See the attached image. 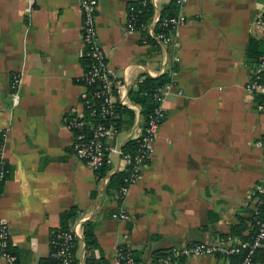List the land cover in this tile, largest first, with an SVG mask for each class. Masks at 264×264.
<instances>
[{"label": "crops", "instance_id": "1", "mask_svg": "<svg viewBox=\"0 0 264 264\" xmlns=\"http://www.w3.org/2000/svg\"><path fill=\"white\" fill-rule=\"evenodd\" d=\"M97 1L98 44L115 78L128 83L116 101L134 113L131 127L116 130L108 144L122 148L143 129L145 118L129 92L145 74L171 75L165 118L153 154L123 201L129 218H112L119 203L108 183L126 162L107 153L108 174L100 177L75 158L68 126L71 116L84 115L89 89L79 82L80 0H0V146L8 166L0 220L22 264L46 258L60 214L74 207L81 211L69 227L81 222L76 264H84L87 220L108 264L120 245L155 264L152 253L171 246L228 236L245 241L253 233L256 187L264 181V111L246 89L254 66L245 53L250 37H264L256 24L264 0H176L175 15L186 17L174 32L176 47L145 44L141 32L125 31L126 7L135 0ZM169 1L151 3L160 14ZM241 252L177 264H237Z\"/></svg>", "mask_w": 264, "mask_h": 264}, {"label": "built area", "instance_id": "2", "mask_svg": "<svg viewBox=\"0 0 264 264\" xmlns=\"http://www.w3.org/2000/svg\"><path fill=\"white\" fill-rule=\"evenodd\" d=\"M151 1V0H150ZM182 0H177L181 3ZM97 0H80V9L82 14L81 22V39L82 54L86 49V55L90 56L91 63L89 69L81 74L86 85L95 84L97 88L94 96L99 99L97 107L89 105V116L111 114L114 109L117 93L125 95V81H119L112 74L108 66L107 53L100 47L97 40L95 27ZM136 17L133 12H126L125 31H145L146 35L155 39L157 43L166 46L176 47L178 42L174 37L176 29L186 22V17L178 13L171 17L161 19L157 11L147 25L136 26ZM259 28L264 27V18L259 17L256 21ZM156 25L162 26L164 32H157ZM145 42V41H144ZM262 73V76H261ZM19 77L14 75L11 79L10 94L14 104L18 101ZM124 88V90H123ZM167 86L159 87L156 90L157 106L150 113L143 129L136 135V151L131 154L123 152L116 145L108 144V140L116 133V129L111 125L102 122H93L90 118L73 115L69 118L70 127L74 128L72 149L76 159L85 162L93 171H98L105 163V154L113 153L120 157L123 162L130 163L127 175L123 179V184L116 192V199L119 200V209L111 214L112 218L126 220L129 214L123 206V201L128 195L130 188L136 184L140 178L143 167L148 163L154 152V143L159 128L165 118V112L162 106L163 99L168 93ZM246 89L251 95L264 96V57L260 58L255 65L252 74L246 82ZM259 144V142L257 143ZM8 173L7 161L2 153L0 146V197L2 187ZM254 225L255 233L250 241L238 242L233 241L232 237H223L214 242H197L184 246H171L166 250H160L152 253V260L155 264H177L181 260L191 259L203 256H221L228 257L239 254L242 249L245 253L241 256L237 264H256L255 258L257 252H261V259L257 264H264V181L256 187L254 195ZM86 217L82 218L83 221ZM81 222L77 223L72 230L56 229L49 238V251L47 258H56L55 264H76L74 247L80 238L79 228ZM11 242L6 225L0 220V259L5 264H15L16 256L11 253ZM51 246L55 250H51ZM242 253V252H241ZM50 264V263H46ZM114 264H138L130 248L118 246L114 255ZM144 264V263H141Z\"/></svg>", "mask_w": 264, "mask_h": 264}, {"label": "trees", "instance_id": "3", "mask_svg": "<svg viewBox=\"0 0 264 264\" xmlns=\"http://www.w3.org/2000/svg\"><path fill=\"white\" fill-rule=\"evenodd\" d=\"M178 5L176 0H170L168 3L162 6L160 11L161 19L171 17L175 15L177 11ZM126 12L129 14L130 12L134 13L136 17V26L140 25H147L153 15L154 7L150 0H135L129 2L126 7ZM264 18V14H263ZM164 28L162 26L156 25L155 30L157 32H164ZM141 41L145 44H150L155 47L159 46V43L148 35H146L145 31H141ZM145 41V42H144ZM246 61L248 65H255L259 62L260 58L264 57V37L261 39H256L254 37H250L248 41V45L246 48ZM81 64L83 66V71L86 72L89 69V65L91 63L90 56L86 55V49L84 50L82 57L80 58ZM262 76V73H261ZM171 81V75L169 72H164L157 76H150L145 74L143 79L136 83L130 90L129 96L130 99L138 104L141 109V114L145 118L155 110L157 106V98L155 97V93L157 88L163 87L167 85ZM79 82L85 84L83 77L79 78ZM86 85V84H85ZM88 94L83 99L84 100V115L83 117L90 118L93 122H102L107 125H112L114 129H128L133 124L134 120V113L131 109L119 104L115 103L113 112L111 114L106 115H99L98 112L95 116H89L90 107H97L99 104V99L94 96V91L97 88L95 84L87 85ZM256 99L258 101V106L261 111H264V96L263 95H256ZM145 125V124H144ZM68 126L69 120H68ZM74 132V128L70 127ZM73 132V133H74ZM137 148V141L136 139H129L127 140L123 146V152H129L133 154ZM107 154V153H106ZM105 154V157H107ZM104 165L98 170V174L100 177L106 176L109 170V164H107V159L105 158ZM130 163H126L125 168L121 171H117L113 176L109 179L108 187L112 188L115 192H117L118 188L123 184V179L127 175V170L129 168ZM118 202H120L118 200ZM81 211L78 208H71L67 211H64L60 214V225L56 229H64L69 230L70 223L77 217ZM252 224H253V233L248 237H242V239H246L245 241H250L251 237L255 233V225H254V215L252 212ZM54 229V230H56ZM53 230V231H54ZM237 233L240 232V229H236ZM52 234V233H51ZM52 236L50 235L49 238ZM82 242L84 243L85 247V254H84V264H108L106 259L104 258L103 254L101 253L100 247L96 241V237L94 234V225L89 220L82 223ZM242 240L241 242H245ZM78 242L76 247H74V252H76L78 248ZM123 248H127L124 245H120ZM51 250H55L54 246H51ZM10 251L12 254L16 256L15 264H22L19 255L17 254L14 247L11 246ZM132 251V250H131ZM160 250H156L157 252ZM245 249L241 253V256L245 253ZM133 252V251H132ZM134 254V253H133ZM262 253L259 251L256 254L255 262H258L261 259ZM135 256V254H134ZM136 258V256H135ZM138 264L142 262L137 259ZM57 262L56 258H42L37 264H55ZM75 263L77 260L75 258Z\"/></svg>", "mask_w": 264, "mask_h": 264}]
</instances>
